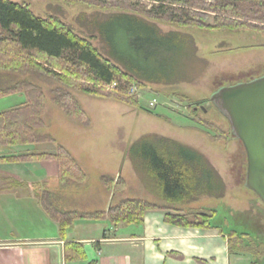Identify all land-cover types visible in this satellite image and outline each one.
Masks as SVG:
<instances>
[{
    "label": "trees",
    "instance_id": "16d2710c",
    "mask_svg": "<svg viewBox=\"0 0 264 264\" xmlns=\"http://www.w3.org/2000/svg\"><path fill=\"white\" fill-rule=\"evenodd\" d=\"M63 1L126 11L112 14L98 25V37L106 46L108 55L97 49L88 38L80 37L57 17L42 18L33 14L26 4L0 0V70L24 74L33 72L59 83L62 87L52 90L50 102L82 125L88 124L89 120L71 89L88 96L116 99L138 107L139 100L135 94L130 93V88H143L146 81L171 83L180 79L173 75L175 67L168 62L172 63V58L177 54H192L190 40L177 32L161 34L148 19L186 29H247L264 33V0ZM168 65L172 70L167 74L165 70H168ZM112 84L115 86L114 91L105 89ZM40 88L27 79L10 85L0 84V97L23 93L25 98L22 104L0 111V148L35 146L54 141L50 135L39 131L44 125L41 113L46 101ZM191 104L197 106L199 102ZM197 121L206 128L218 131L209 121L201 118ZM153 140L142 137L129 147V151L137 148L145 170L157 182L160 198L168 204H184L203 195L222 196V180L207 166L199 153L173 139L160 136ZM47 159L56 162V177L62 186L69 183L80 186L88 178L86 171L61 144H57L53 153L34 149L0 157V161L5 162ZM11 180L5 184L6 188L22 185L17 180ZM100 180L104 188L114 194L121 193L126 186L125 179L120 176L115 179L102 175ZM46 194L47 200L43 199V192L35 196L48 215L59 223L61 238L65 237L66 229L77 219L106 217L112 224L139 225L143 222L145 210L164 206L137 197H125L111 204L106 212L80 213L60 208L54 202L53 194L50 191H46ZM188 213L167 214L165 220L184 227L216 228L220 233L224 232L222 228L211 225L210 220L216 214L214 210L199 211L195 220H189ZM246 236L247 232L242 235L235 230L228 232L229 251L254 250L253 255H264V250L244 244ZM63 252L65 261L86 259L81 242H66Z\"/></svg>",
    "mask_w": 264,
    "mask_h": 264
},
{
    "label": "rangeland",
    "instance_id": "374dc122",
    "mask_svg": "<svg viewBox=\"0 0 264 264\" xmlns=\"http://www.w3.org/2000/svg\"><path fill=\"white\" fill-rule=\"evenodd\" d=\"M11 1L26 4L39 17H57L80 37L88 38L105 55L108 53L98 37V25L112 14L126 12L82 3L68 4L63 0ZM143 4L146 5L144 2ZM148 21L161 34L177 32L190 40L192 54L188 56L183 52L172 58V63L168 62L175 67L173 75L180 79L171 83L146 81L143 88H130V93L135 94L139 100L138 107L116 99L88 96L71 89L89 120L88 124L82 125L50 102L52 90L62 87L59 83L33 72L24 74L0 70L1 85L27 79L41 87L46 101L41 113L44 125L39 131L54 139L53 142H42L35 146L4 147L1 148L4 151L0 153L8 154L2 156H11L34 149L53 153L57 144L64 146L86 171L87 180L80 186L71 183L62 186L55 176V179H48L42 186L43 191L38 193L43 192V199L47 200L46 190H49L53 194V200L67 208L102 206L101 198L106 195V188L100 180L102 175L115 179L120 176L126 181L125 189L116 194L118 196L112 199L113 203L122 197H139L164 205L166 201L160 198L157 182L145 170L137 148L130 152L129 147L145 136L150 140L160 136L173 139L199 153L207 166L220 177L224 189L221 197L203 195L188 203L171 205L189 212V220H195L201 209H194L192 212V208L212 207L218 211L215 221L224 230L221 234L226 242L228 232L235 229L239 235L247 232L245 245L264 250V204L245 185L247 156L244 146L232 135L229 121L210 100L217 88L250 82L264 76V33L247 29L205 31L186 29L158 20ZM169 65L168 70H165L167 74L172 70ZM105 89L114 91L115 86L112 84ZM24 101L23 93L0 97V110L13 103V106H18ZM192 102L199 104L196 106ZM200 118L213 123L218 131L199 124L197 120ZM54 162L46 163L53 166ZM3 163L5 161H0V166ZM2 181L0 179V187L12 182ZM20 188L27 187L18 186L16 191ZM204 207L201 211L206 209ZM23 209L19 207V210ZM225 218L229 223L222 221ZM227 244V251L232 256L231 264H264V255H253L254 250L237 249L232 252Z\"/></svg>",
    "mask_w": 264,
    "mask_h": 264
},
{
    "label": "crops",
    "instance_id": "0c3cea01",
    "mask_svg": "<svg viewBox=\"0 0 264 264\" xmlns=\"http://www.w3.org/2000/svg\"><path fill=\"white\" fill-rule=\"evenodd\" d=\"M1 151L4 150L0 148ZM2 155L8 154L0 153ZM49 161L54 160L5 162L0 166V179H17L27 187L17 191L16 188H6V185L0 187V264H88L91 261L96 264H231L232 256L227 251L223 234L216 228L168 223L165 220L167 214H183L185 211L167 202L163 207L145 210L143 222L139 225L112 224L106 217L77 219L61 238L59 223L48 215L35 196L38 191H43L42 186L48 179L57 176L56 162L52 166L46 163ZM105 193L99 208H67L61 204L59 207L80 213L106 212L120 198L113 203L112 199L118 195L106 190ZM141 199L155 203L147 198ZM19 207L24 209L21 211ZM202 207L190 211L200 208L201 211ZM204 210L216 212L210 220L211 225L220 227L215 221L218 211L212 207ZM222 221L229 223L227 218ZM69 241L83 244L86 259L65 261L64 244Z\"/></svg>",
    "mask_w": 264,
    "mask_h": 264
},
{
    "label": "water",
    "instance_id": "95a60500",
    "mask_svg": "<svg viewBox=\"0 0 264 264\" xmlns=\"http://www.w3.org/2000/svg\"><path fill=\"white\" fill-rule=\"evenodd\" d=\"M210 100L229 121L232 135L243 144L247 156L245 185L264 204V76L217 88Z\"/></svg>",
    "mask_w": 264,
    "mask_h": 264
}]
</instances>
